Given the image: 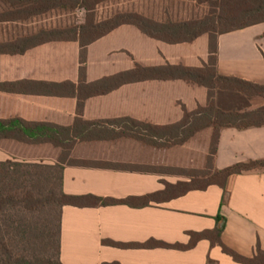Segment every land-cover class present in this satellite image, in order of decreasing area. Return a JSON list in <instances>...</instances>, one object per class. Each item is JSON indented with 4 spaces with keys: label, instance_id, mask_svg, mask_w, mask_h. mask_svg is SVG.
Listing matches in <instances>:
<instances>
[{
    "label": "crops",
    "instance_id": "crops-1",
    "mask_svg": "<svg viewBox=\"0 0 264 264\" xmlns=\"http://www.w3.org/2000/svg\"><path fill=\"white\" fill-rule=\"evenodd\" d=\"M136 1L129 9H122L139 11L157 22L202 16V10L197 13L190 0H140V4ZM3 6L0 2V7ZM188 14L191 16L187 17ZM26 26V21L0 22V42L12 41L40 29L35 26L27 31ZM216 42L219 74L264 84V22L219 34ZM78 54L77 41H49L23 53H2L0 83L76 84ZM207 59L206 34L192 42L171 44L149 37L133 25L122 24L88 44L85 75L86 81L92 82L129 70L135 62L144 66L182 64L201 67ZM206 100L207 90L202 86L182 80H144L86 99L78 114L75 96L52 95L29 85L17 91L0 90V119L18 116L26 121L69 126L76 115H80L85 120L130 117L167 125L181 119L182 107L190 111L197 105H204ZM211 132L210 128H205L185 143L170 148H156L130 137L77 141L70 150V157L121 164L202 168L206 163ZM59 154L60 148L49 143L27 144L0 139V160L55 163ZM174 154L177 159L171 160ZM253 160H264V126L220 129L214 169ZM180 180L184 178L152 171L64 164L61 187L64 193L71 195L93 194L123 199L161 190L162 181L175 183ZM220 218H224L220 235L224 245L244 257L254 256L258 248L264 251V168L231 176L225 188L210 185L143 207L126 204L63 206L59 259L62 264H242L208 239H201L188 249L126 248L105 242L157 240L187 244L188 232L213 230Z\"/></svg>",
    "mask_w": 264,
    "mask_h": 264
},
{
    "label": "trees",
    "instance_id": "trees-1",
    "mask_svg": "<svg viewBox=\"0 0 264 264\" xmlns=\"http://www.w3.org/2000/svg\"><path fill=\"white\" fill-rule=\"evenodd\" d=\"M9 10L0 13V22L26 20L42 15L57 8H83L84 22L67 28L39 30L34 34L16 37L12 41L0 42V54H19L38 44L49 41H77L78 81L72 82H12L0 83V90L17 91L35 85L37 90L58 96H75L76 110H80L86 99L103 95L121 85L144 80H182L188 84L202 86L207 90L204 105H197L193 110L182 107L179 121L167 125H155L130 117L112 119L85 120L76 115L69 126L50 122L26 121L18 116L0 119V139H11L27 144L49 143L60 148L55 163L21 161L13 159L0 160V264H62L59 259L60 217L63 206L96 207L126 204L132 207L147 206L150 202H161L186 194L191 190H202L210 185L225 188L227 180L236 174L264 167V160H253L230 165L222 169L213 168L214 155L220 129L234 127L237 129L264 126V105L251 108L249 100L264 98V84L233 75L217 72V36L222 33L239 30L264 22V0H193L196 4L207 6L203 17L191 20L157 22L138 13L121 11L101 21L93 19L97 5L111 0H2ZM122 24H130L145 35L167 43L192 42L198 36H208V59L201 67L182 64H165L144 66L137 62L126 71L101 77L92 82L86 81V48L88 44L112 31ZM228 94L236 101L228 107L221 101V96ZM244 101V104H243ZM210 128L212 130L205 168L187 171L189 181L169 183L162 181L163 188L142 196H129L123 199L101 197L93 194L71 195L62 191V170L64 164L91 166L111 169L152 171L151 167L102 161L74 159L70 150L77 141L114 140L130 137L154 146L170 148L181 145L197 132ZM157 173V172H155ZM194 173H197L195 175ZM199 175V176H198ZM56 190V191H55ZM225 196V194H224ZM57 206L58 216L54 238L55 255L52 258L29 259L19 254L16 248L25 233L26 220L32 212L46 206ZM28 214V215H27ZM49 220V219H47ZM50 224V220L48 221ZM45 227V224H43ZM224 218L218 219L213 230L188 232L187 244L166 243L149 240L145 243H118L105 241L118 247L126 248H177L188 249L201 239H208L218 245L233 260L242 264H264V251L258 248L252 257H244L228 248L221 241L220 235ZM37 225L34 227V232ZM40 230V229H38ZM47 240L50 226L45 227ZM39 235V237H41ZM56 236V237H55ZM19 252V251H18ZM102 264H119L105 262Z\"/></svg>",
    "mask_w": 264,
    "mask_h": 264
},
{
    "label": "rangeland",
    "instance_id": "rangeland-1",
    "mask_svg": "<svg viewBox=\"0 0 264 264\" xmlns=\"http://www.w3.org/2000/svg\"><path fill=\"white\" fill-rule=\"evenodd\" d=\"M136 0H111L102 2L99 5L96 6V8L93 11V19L95 21H101L106 18L111 17L114 13L125 11L122 8L129 9L130 7L134 6ZM191 3L196 7V12L198 13L200 10H202V16L207 12V6L204 4H196L193 0H190ZM1 3H4L5 6L0 7V13L5 12L9 10V6L2 0H0ZM138 2V1H136ZM139 0V4H140ZM123 4H127L126 6ZM138 4V3H137ZM175 6V5H174ZM136 8V7H135ZM174 8V7H173ZM134 9V8H133ZM187 10H190L189 8ZM126 12H134L138 13L146 18L143 13H140L139 11H127ZM173 14H179L172 11ZM171 13V14H172ZM180 16V15H177ZM184 16V15H182ZM191 15L188 14L187 17H190ZM200 17V18H201ZM174 18V17H173ZM34 19L37 21L36 23H31L30 21L34 22ZM85 19V10L83 8H57L50 10L42 15H37L34 17L27 18L26 20H17V21H26L27 26L26 29L29 31L32 27L39 26L40 29L37 31L43 29V30H49L53 28H67L71 26H76L84 22ZM150 19V18H148ZM198 19V18H196ZM169 21H180V20H173V19H167ZM165 20V21H167ZM191 20V19H186ZM164 21V22H165ZM6 22H14V21H6ZM3 23V22H2ZM25 31V29H23ZM33 33V34H34ZM221 101L224 105L227 107L229 105H233L236 101H238L235 97L229 96L228 94H224L221 96ZM231 102L233 104H231ZM244 104V101H243ZM249 104L251 108L255 109L258 107H261L264 105V98L263 97H255L249 100ZM177 159V154H174L171 156V160ZM37 162H45L43 160H35ZM143 167H151L155 172L159 173L160 175H176L180 178H184V180L181 181H189V178L186 176L187 171H195L198 172L199 170H202V168H191V167H178L173 165H152V166H146L142 165ZM264 167L260 168L263 169ZM197 175V173H194ZM199 176V175H198ZM56 191V190H55ZM58 207L55 206H46L45 208H42V210H38L35 212H32L31 214H27V220H26V228L25 233L23 235V238L20 242H18V246L16 248L17 251L12 250L13 252H17L19 254H25L27 258L29 259H46V258H52L55 255L56 250V241L54 238V233L56 231V224H57V216H58ZM49 219L50 224H49ZM47 229L48 226H50V232L49 234H52V238L49 237V240L44 235H41L39 233L45 232V227ZM37 225V229L34 232V227ZM40 229V230H38ZM41 235V237H39ZM56 237V236H55ZM19 251V252H18ZM43 264V262H41Z\"/></svg>",
    "mask_w": 264,
    "mask_h": 264
}]
</instances>
